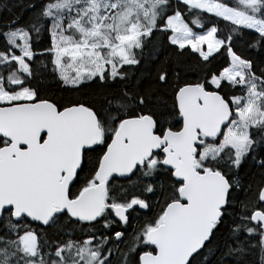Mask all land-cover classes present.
Wrapping results in <instances>:
<instances>
[{
	"label": "snow or ice",
	"instance_id": "1",
	"mask_svg": "<svg viewBox=\"0 0 264 264\" xmlns=\"http://www.w3.org/2000/svg\"><path fill=\"white\" fill-rule=\"evenodd\" d=\"M0 264H264V0L0 3Z\"/></svg>",
	"mask_w": 264,
	"mask_h": 264
},
{
	"label": "rangeland",
	"instance_id": "2",
	"mask_svg": "<svg viewBox=\"0 0 264 264\" xmlns=\"http://www.w3.org/2000/svg\"><path fill=\"white\" fill-rule=\"evenodd\" d=\"M8 2V0H0V3ZM11 2H15V0H11Z\"/></svg>",
	"mask_w": 264,
	"mask_h": 264
},
{
	"label": "trees",
	"instance_id": "3",
	"mask_svg": "<svg viewBox=\"0 0 264 264\" xmlns=\"http://www.w3.org/2000/svg\"><path fill=\"white\" fill-rule=\"evenodd\" d=\"M15 2H17V3H18V2H19V0H15Z\"/></svg>",
	"mask_w": 264,
	"mask_h": 264
}]
</instances>
